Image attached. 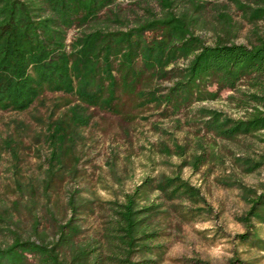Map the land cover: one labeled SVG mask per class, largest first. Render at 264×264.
I'll list each match as a JSON object with an SVG mask.
<instances>
[{"label": "trees", "instance_id": "trees-1", "mask_svg": "<svg viewBox=\"0 0 264 264\" xmlns=\"http://www.w3.org/2000/svg\"><path fill=\"white\" fill-rule=\"evenodd\" d=\"M120 1L0 0V111L25 112L48 93L69 97L56 105L65 110L48 126L44 193L55 190L56 180L80 172L78 147L92 120L91 109L128 122L145 118L148 109L157 110L180 127V117L186 116L198 128L194 144L170 139L158 151L178 158L177 169L188 167L195 173L224 161L220 143L254 137L264 145V35L255 31L248 45L222 37L207 45L196 32L206 22L209 2L153 0V7L145 1L142 15L132 20L120 15ZM232 2L251 22H264V0ZM219 19L234 30L231 17L220 14ZM72 30L78 32L69 38ZM225 92L238 94L228 98L244 111L243 117L194 109ZM201 132L211 143H205ZM233 160L248 174L264 170V151ZM218 181L239 190L247 205L238 217L246 230L235 240L264 253V181L259 188L231 176ZM27 190L37 198L35 186ZM65 211L49 242L24 238L11 229L14 215L1 212L0 235L9 230L12 238L0 244V264H158L166 248L161 240L173 218L190 224L214 213L201 189L178 171L147 175L121 200L105 203L74 189L67 194ZM96 212L106 218L103 228L83 241L82 222ZM39 224L37 216L35 235ZM228 264L249 263L236 254Z\"/></svg>", "mask_w": 264, "mask_h": 264}, {"label": "rangeland", "instance_id": "rangeland-1", "mask_svg": "<svg viewBox=\"0 0 264 264\" xmlns=\"http://www.w3.org/2000/svg\"><path fill=\"white\" fill-rule=\"evenodd\" d=\"M145 1L156 7L153 0H122L118 5L120 15L132 20L142 15L141 6L146 5ZM205 1L209 2L206 22L196 33L207 45H213L219 37L248 45L256 37L255 31L259 30L264 35V22L248 20L232 0ZM220 14L231 17L233 31L228 30L219 19ZM77 32L72 30L69 38ZM169 84L166 82L164 85ZM246 87L240 86L243 90ZM230 95L238 96L237 93L225 92L218 100L198 103L194 109L207 107L234 118L243 117L244 111L228 98ZM68 99L61 93H48L25 112L0 111V213L9 211L14 215L16 223L11 225V229L24 238L52 241L56 224L65 220V205L70 191L76 189L87 199L105 203L121 200L125 192H130L147 175L178 171L201 189L214 213L209 220L190 224H182L173 218L167 226L168 236L161 240L166 248L158 264H228L236 254L249 264H264V253L235 240L237 234L246 230L238 221V217L247 210L239 190L227 188L218 181L231 176L245 185L260 187L264 181V170L248 174L233 160L235 156H253L254 152H263L264 145L256 138L241 137L235 142L220 143L219 153L224 161L208 164L195 173L188 167L177 169L178 158H168L158 151L161 143L170 144V139L194 144L198 128L189 125L186 116L180 117V127L174 118H161L157 110L148 109L143 114L145 118L128 122L120 116L91 109L92 120L83 129L84 138L78 147L82 156L78 166L80 172L73 177L56 180L58 185L55 190L44 193L42 181L47 175L50 156L48 126L65 110L58 109L56 105ZM200 137L205 143H211L204 132L200 133ZM9 143L13 149L7 146ZM30 186L37 188V198L27 190ZM37 216L40 224L38 235H35ZM105 220L103 212L86 217L82 222V240L97 237ZM261 231L264 234V229ZM11 238L9 230L2 232L0 244L9 243Z\"/></svg>", "mask_w": 264, "mask_h": 264}]
</instances>
